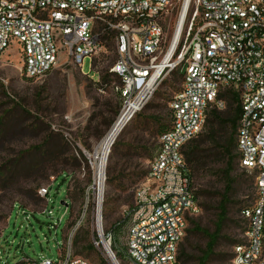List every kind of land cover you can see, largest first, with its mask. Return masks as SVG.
Returning a JSON list of instances; mask_svg holds the SVG:
<instances>
[{
	"label": "built area",
	"instance_id": "obj_1",
	"mask_svg": "<svg viewBox=\"0 0 264 264\" xmlns=\"http://www.w3.org/2000/svg\"><path fill=\"white\" fill-rule=\"evenodd\" d=\"M186 1L0 0V56L16 47L20 70L28 78L46 76L63 55L86 75L84 59L91 58L93 68L94 58L112 37L116 61L109 71L120 79L116 89L123 108L136 103V113L169 72H182V88L169 104V128L159 137L147 177L125 210L129 264H182L180 245L188 221L200 213L183 150L202 132L210 109L224 110L223 96L234 92L241 107L236 153L240 167L254 176L255 199L241 212L247 231L233 249L232 264H264V0H188L182 17ZM170 7H177L176 26H182L171 61L161 66L170 44L163 45L158 19ZM93 185L97 191L95 178ZM38 191L47 200L49 186ZM102 201L99 206L97 192L94 243L103 245L104 240L112 252L113 236L98 224L103 221ZM87 210L88 205L58 259L25 257L17 264H92L73 249Z\"/></svg>",
	"mask_w": 264,
	"mask_h": 264
},
{
	"label": "rangeland",
	"instance_id": "obj_2",
	"mask_svg": "<svg viewBox=\"0 0 264 264\" xmlns=\"http://www.w3.org/2000/svg\"><path fill=\"white\" fill-rule=\"evenodd\" d=\"M177 18V7H170L158 19L164 29L165 48L173 37ZM135 38L139 48L140 39ZM115 61L112 37L107 40L105 50L94 58L93 68L91 58L84 59L86 75L63 55L46 76L28 78L20 70L21 57L16 47L0 56V264H17L25 257L58 259L66 237L86 205V216L74 234V252L89 258L92 264H112L101 243L99 246L94 243L98 238L94 232L97 191L93 183L94 159L98 161L95 150L124 106L116 89L120 79L110 73L106 77ZM182 79L180 69L164 77L148 104L123 128L115 141L116 149L112 147L108 156L102 217L105 231L113 237V226L125 220V210L132 205L135 190L147 177L149 162L158 149L161 128L169 127V104L181 90ZM226 103L220 118L209 114L208 126L188 146L212 147L213 127L229 138L230 125L221 121L227 119L229 100ZM51 132L57 134L51 145L61 142L62 145L55 150L53 159L38 170L32 165L38 156L36 148H47L43 145ZM225 163L222 159L212 160L194 171L195 190L216 193V201L219 200L225 188L222 176ZM109 166L112 167L111 182L107 181ZM63 169L67 175L62 174ZM232 177L227 220L222 224L221 237L208 264H232L233 242L245 240L247 223L241 212L255 199L254 179L240 167L237 157L232 163ZM48 186L46 200L38 190ZM62 201L68 203L67 211ZM215 213L214 210L200 211L197 215L202 216V225L211 231L215 229ZM127 229L128 225L118 235V254L112 247V238L111 247L120 264H129L125 254ZM205 243L200 235L191 240V247L187 248L192 256L189 264H198ZM120 252L124 253L123 257Z\"/></svg>",
	"mask_w": 264,
	"mask_h": 264
},
{
	"label": "trees",
	"instance_id": "obj_3",
	"mask_svg": "<svg viewBox=\"0 0 264 264\" xmlns=\"http://www.w3.org/2000/svg\"><path fill=\"white\" fill-rule=\"evenodd\" d=\"M110 37L108 36L107 39ZM110 74H112L109 70L106 73V77ZM120 95V94H119ZM225 100H229V110L226 112L227 119L221 120L223 123H228L231 128V134L229 138L225 134H222L221 130L218 128L213 127L211 129V135L213 137V146L209 149H201L199 145L191 146L188 144L193 141L197 136H199L201 133H199L193 140H191L186 146L188 147L187 150L184 148V156L187 160V163L190 167V172L192 175V178L194 177V171L202 168L203 166H207L209 163L212 162V160H224L225 167L222 170V176L225 182V188L223 192L220 194L219 200L216 201L217 194L207 192L204 190H195L194 188V197L198 201V205L200 207V211H212L214 210L215 216H216V222H215V229L211 231L206 226L202 225V216H194L189 219L188 221V228L186 230V235L183 239V242L180 245V260L182 264H189L192 261V256L188 254L187 248L191 247V240L195 238L196 235H200L205 239L206 243L204 248L201 250L202 255L198 259V264H208L210 258L214 254V250L218 244V241L221 237V231H222V224L227 220L228 215V207H229V196L232 190V186L234 183V179L232 177V163L235 157L238 158V154L236 153V140H235V133L237 128V123L241 114V107L238 102V99L236 97V94L232 91H228L224 96ZM227 108V104H226ZM225 108V109H226ZM212 114L216 119L220 118V114H222L221 110H218L216 108H212L211 111H209L206 123L204 125V128L208 126L209 124V114ZM132 119V118H131ZM217 121V120H216ZM215 124V123H214ZM168 126L165 125L161 128V135L168 130ZM203 128V129H204ZM203 131V130H202ZM160 135V136H161ZM57 137L56 133L51 132L47 135L46 142L43 145H47V148L43 150L41 146L36 148V153L38 156H36L35 160L33 161L32 165L36 168H39L43 163L48 162L49 160L53 159V155L55 154V150L58 149V146L62 143L51 145V142L53 139ZM118 139V138H117ZM62 145V144H61ZM66 146V145H65ZM117 143L114 142L112 147H114V150L116 149ZM112 150V149H111ZM111 153V152H110ZM75 158V157H74ZM76 159V158H75ZM239 160V158H238ZM112 172V167H108V177L107 181L111 182L112 179L109 176ZM67 175L66 170L63 169V173ZM59 177V176H58ZM57 177V178H58ZM254 179V176H253ZM254 182V180H253ZM194 187V185H193ZM203 199V200H201ZM215 203V205L213 204ZM128 225V219L125 218V220L120 221L118 224H115L112 228L114 232L113 237V248L117 250V254L120 250L117 249V240L118 235L121 233L122 229ZM247 231V229H246ZM234 247L236 245L241 244V241H234ZM123 252H120V255L123 257ZM233 260V254L231 257V261Z\"/></svg>",
	"mask_w": 264,
	"mask_h": 264
},
{
	"label": "bare ground",
	"instance_id": "obj_4",
	"mask_svg": "<svg viewBox=\"0 0 264 264\" xmlns=\"http://www.w3.org/2000/svg\"><path fill=\"white\" fill-rule=\"evenodd\" d=\"M187 2H188V0L186 1L184 11L182 13V17L184 16L185 8L187 6ZM181 26H182L181 23H179L176 26L175 32H174L173 37L170 41V46L168 48V51L164 57V60L161 64V66H166L167 63L171 61L173 50L176 46V43H177L179 35H180ZM136 111H137V104L136 103L126 104V106L121 111L122 112L121 115L114 122V124L112 125V127L109 130V132L107 133V135L104 137V139L102 140L100 145L95 150L94 156L98 159V161H96V159H94L95 160V177L94 178H95V187H96L97 192H98L99 206H101L100 205L101 198H102L103 192L105 190V172H106L105 168H106V164L108 161V156H109L111 149H112V145L116 141V139L119 137V135L121 134V131H122L124 125L130 121L129 118L130 117L132 118L134 116V114L136 113ZM98 224H99V226H100V224L103 225V221L101 222L99 219ZM99 235L102 237L101 227H99ZM102 240H103V237H102ZM103 245H102V247L104 248L105 252L107 251L106 254L109 257L112 264H120L119 260L116 257L115 251L112 250L111 253L108 252L109 245L104 240H103Z\"/></svg>",
	"mask_w": 264,
	"mask_h": 264
},
{
	"label": "water",
	"instance_id": "obj_5",
	"mask_svg": "<svg viewBox=\"0 0 264 264\" xmlns=\"http://www.w3.org/2000/svg\"><path fill=\"white\" fill-rule=\"evenodd\" d=\"M130 118H131V117H130ZM130 118H129V120H130ZM125 126H126V124L124 125V127H125ZM124 127H123V128H124ZM122 130H123V129H122ZM121 132H122V131H121ZM61 204H64V205H66V206L68 205V203H67L66 201H62ZM106 252H107V251H106ZM108 252H110V251L108 250ZM110 253H111V252H110Z\"/></svg>",
	"mask_w": 264,
	"mask_h": 264
}]
</instances>
